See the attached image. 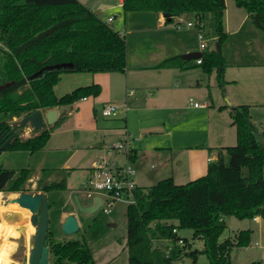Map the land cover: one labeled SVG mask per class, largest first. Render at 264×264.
I'll return each instance as SVG.
<instances>
[{
	"label": "trees",
	"instance_id": "trees-1",
	"mask_svg": "<svg viewBox=\"0 0 264 264\" xmlns=\"http://www.w3.org/2000/svg\"><path fill=\"white\" fill-rule=\"evenodd\" d=\"M234 1L251 17L260 14L264 27V0ZM225 8V0H123L124 12L153 10L171 21L188 12L199 15L196 25L206 42H216L214 48L207 44L200 65L208 73L216 70L222 87L226 61L221 48L228 36L223 25ZM62 62H73L74 66L44 70L31 78L46 65ZM185 62L178 55L158 67L184 68ZM127 63L125 35L80 0H0V130L10 131L13 118L100 95L102 86L92 83L58 96L55 86L63 73L123 72ZM231 116L237 142L219 147L217 159L209 163L204 175L186 183L168 177L148 187L138 186L136 203L127 206L129 264H178L187 257L198 264L202 254L208 264H231V249L251 243L250 228L220 240L227 216L264 217V143L251 121L250 105L236 106ZM52 129H42L27 138L14 132L8 149L40 150ZM29 174L27 168L17 173L0 167V191L25 190L23 184ZM65 188L66 179L43 186L46 192ZM185 228L193 230V237L202 242L201 249H192L189 238L179 234L178 230ZM52 233L48 225L45 245L49 247L50 264H93L87 244L80 240L53 241Z\"/></svg>",
	"mask_w": 264,
	"mask_h": 264
},
{
	"label": "crops",
	"instance_id": "crops-1",
	"mask_svg": "<svg viewBox=\"0 0 264 264\" xmlns=\"http://www.w3.org/2000/svg\"><path fill=\"white\" fill-rule=\"evenodd\" d=\"M80 1L93 11H98L100 17L106 21L109 17H113V23L117 20L115 10L123 9V0ZM103 9H113L114 12L105 17L103 16ZM133 13L135 15H132ZM123 14L124 22L121 25L116 24V27L127 39L128 63L126 69L123 72H96L92 77H87V79L92 78V80L89 79L90 82H86V84L99 83L102 86V91L96 97L89 96L81 99H86L87 102L94 97V99L101 100L103 103L101 111L108 104L118 105L119 111L116 116L104 115L105 118L110 117L109 120L102 123L100 127H96V130L100 129L101 131L100 138L103 145L95 144L93 146L96 153L91 155L88 162H86V176L79 184L80 187L70 186L66 177V188L61 190L64 191L61 202L65 200V203L57 204L56 200L51 204L49 200V210L52 209L53 212L54 205L59 210L58 215L55 217L53 215V221L49 218L48 225L53 222V226H57L59 231H63L62 225L69 215L77 217L80 225L79 230L84 228L85 222L81 217V213L84 211L78 208L75 195H78L84 206L95 204L94 202L85 204L82 201L79 196L80 188L86 182L94 160L104 154L105 149L112 142L118 140L124 132L128 131L137 137L134 140L132 153V161L137 169V176H140L141 170L147 173H153L155 169L154 172L162 170L166 162L164 163L162 158L160 159V154L167 152L166 155L172 160L170 177L175 181L176 173L179 179L180 177L192 179L202 176L201 173L207 172L209 163L217 159L218 148L229 146L225 143L231 139L228 137L234 126L231 110L236 106L241 104L250 105L251 121L256 129L262 121V116H258L260 113L257 108L264 105V59L257 58V54L261 52L260 50L248 48L245 51L242 49V45L238 47L234 45V40H237L244 32L254 35L255 38L264 39V29L255 23L254 16L251 17L244 8L234 7L232 4V8L228 9L226 1L223 25L228 36L221 48L226 61L224 75L226 83L223 87L218 82L217 71L206 72L197 62V58L188 60L183 58L186 61L184 68L158 67L167 58L192 52H202L203 54L204 50L200 49L197 23L195 26L184 24L187 21H195L196 14L194 12L181 14L175 17L173 21L169 20L162 12L153 10L128 12L123 10ZM130 18L134 22L133 24L129 22ZM180 19L183 21V26L178 28L176 22ZM207 42L210 47H216L215 41ZM251 43L253 44L254 41L250 40ZM244 57L250 59L244 60ZM71 73L73 72L63 73L61 80L63 76ZM184 94L185 97H187L186 95H196L200 101H194L193 98H190L189 103L186 102L187 98L183 101L182 95ZM226 98L230 100L233 108L227 104ZM194 102H198L202 106H195ZM74 104L68 106V113L72 112ZM91 107H93L96 116L95 107ZM93 123L96 124L94 121ZM183 123L184 125L181 126ZM176 127L179 129L178 132L175 130ZM182 127H185V130ZM24 128L27 130V135L30 131L33 132L30 125ZM187 129H189L190 134L184 133L177 136L180 131L187 132ZM192 135L195 136V140L183 144L181 138L190 139ZM176 136L177 138H175ZM170 138L172 142L168 141L169 144L155 146L157 150L153 149L151 143L155 140ZM175 139H177L176 142H174ZM184 150L185 152L189 150L185 157L182 152ZM198 151H204L203 158L197 156ZM35 177L42 182L41 178ZM28 179L33 180L31 172ZM47 183L49 182H44L43 186ZM138 185L142 186L139 182ZM28 192L47 194L49 199V192L44 190ZM24 217L27 219L25 222H27L31 220L32 215H24ZM257 217L254 220H257ZM227 219L226 217V222ZM173 222L177 223V221ZM25 224L24 226H26ZM108 225L114 226L116 223L108 222ZM247 228H250L253 232L251 226ZM178 232L182 235L181 229ZM28 237L24 249L27 251L25 254L14 255L17 261L12 260V264H28L30 250L33 247V244H27L31 238V233L28 234ZM197 241V248L201 249L202 242L199 239ZM255 263L264 264V258Z\"/></svg>",
	"mask_w": 264,
	"mask_h": 264
},
{
	"label": "rangeland",
	"instance_id": "rangeland-1",
	"mask_svg": "<svg viewBox=\"0 0 264 264\" xmlns=\"http://www.w3.org/2000/svg\"><path fill=\"white\" fill-rule=\"evenodd\" d=\"M95 1V0H93ZM114 1V0H110ZM228 9L232 8V4L236 7V3L234 0H226ZM236 5V6H235ZM116 19L114 24L121 25L124 22L123 19V9L115 10ZM103 16H108V14L114 12L113 9H103ZM136 13V12H135ZM133 13L132 15H135ZM134 17V16H133ZM133 19V18H132ZM131 24L134 22L129 21ZM122 27V26H121ZM250 40H253L254 43L250 44ZM260 42V43H259ZM234 45L237 47L242 45V49L246 51L248 48H254L255 50H260V54H257V58L264 59V39L255 38L254 35L247 34L246 32L242 33V35L234 40ZM250 46V47H249ZM244 60H248L250 58L244 57ZM253 58V57H251ZM94 72H73L70 75L63 76V79L55 86V92L58 96L64 95L74 88L78 86H84L92 83H87L92 80H89L87 77H92ZM99 75V74H98ZM94 78V77H93ZM89 80V81H87ZM183 101L187 98L186 102L189 103L190 98H193L194 101L199 100V97L196 95H182ZM97 101V102H96ZM227 104L228 101L226 100ZM101 100L94 99V97L90 98L87 102L85 100H78L72 106V112H66L65 116L59 120V122L55 123L51 136L46 144V146L40 150L31 152L28 150H5L0 154V164L1 166L9 169H14L19 172V170L23 168H27L31 172V177L33 180L27 179V181L23 184L25 190L20 191H1L0 194V210H13L18 209L20 205L18 204L16 207L12 206L13 198L17 197L18 194L22 191H31L38 192L43 190L44 182H53V181H61L67 177L68 183L70 186L79 188V184L85 179L86 176V162H88L91 155L95 154L93 146L103 145V141L100 138L101 131L100 129L96 130V127H100L102 123L109 120L110 117H106L102 114ZM96 109V116L93 112V107ZM89 107V108H88ZM47 109H44V111ZM257 111L260 113L258 116H262L260 124L256 129L258 136L264 143V105H260L257 108ZM98 113V114H97ZM256 116V115H254ZM21 118H13L11 123H19ZM96 122L95 123H93ZM186 123V121H185ZM184 125L181 124V126ZM48 127V126H47ZM185 130V127H182ZM43 129V128H42ZM40 129V130H42ZM176 132H178V128H175ZM180 131L177 136L180 134H190L189 129L187 132ZM26 128L19 131L20 137L27 138L30 135L33 136L35 131H30L29 135H27ZM193 134V133H191ZM136 136V135H135ZM138 136V135H137ZM177 136L175 138H177ZM230 141H227L228 145H235L237 142V134L236 129L233 126L230 131V135L228 136ZM172 139H161L155 140L151 144L153 145V149L157 150L155 146H159L162 144L172 142ZM183 144L186 142H193L195 140V136L192 135L190 139L181 138ZM175 139L174 142H176ZM188 144V143H187ZM222 144V143H217ZM137 145V142H136ZM165 146V145H164ZM208 149V148H206ZM189 151V150H188ZM184 151L183 155L188 153ZM167 152L164 154H160V159L166 162L163 166V169L159 172L147 173L144 170H141L140 176H137L138 182L142 184V186H150L156 184L159 180L168 178L171 176V158L168 157ZM118 161L126 162V155L121 152H115L111 155ZM167 156V157H165ZM197 156L199 158H203L204 151L197 152ZM169 158V161H168ZM166 160V161H165ZM169 162V164H168ZM33 174V175H32ZM205 173H201L203 175ZM35 176L42 179V182L39 181ZM198 178V177H195ZM192 178V179H195ZM192 179L188 177H180L177 176L176 173V183H186ZM81 190V188H80ZM64 195V191L61 190H50L49 191V200L50 203L56 201L57 204L65 203V200H62L61 197ZM79 196L85 204L92 203L93 200L86 197L83 191H80ZM127 203L118 202L111 214H105L101 209H97L93 213H81V217L83 222H85L84 228L77 230L73 233H67L65 231H59L57 226H53V222L49 223V227L52 230L51 239L53 241H68V240H80L83 243L87 244L90 248V251L93 256V264H128L129 262V252H128V221H127ZM58 207L54 205L53 213L52 209L49 210V218L53 219L58 215ZM28 215H32L30 210H28ZM31 213V214H30ZM40 211H38L37 216H40ZM228 225L220 237V240H224L226 238H230L235 236L239 230L246 229V227L251 226L253 228L251 243L248 246H234L231 249V264H252L258 260H263L264 258V217L258 216L257 220L254 218H246L239 219L236 216H227ZM51 219V221H53ZM30 220V219H29ZM8 222L7 220H5ZM31 221V220H30ZM30 233L31 238L28 240L27 244H33L35 238V230L36 227L31 222ZM108 222H115L116 225L110 226ZM24 223H20L18 226L19 236H8V240H12L15 242V248L12 250L14 252H10V254L4 259V262L12 263L13 261H17L15 256L22 253L25 254V241L28 237L26 234V230ZM182 235L189 238L192 249L198 247V241L193 237V230L190 228L181 229ZM3 239L0 237V244ZM31 253V250H30ZM28 255V253H26ZM15 255V256H14ZM30 255V254H29ZM13 260V261H12ZM185 261L180 263L182 264H192L191 258H185ZM3 262V261H0ZM198 264H208V258L206 255L202 254L199 256Z\"/></svg>",
	"mask_w": 264,
	"mask_h": 264
},
{
	"label": "built area",
	"instance_id": "built-area-1",
	"mask_svg": "<svg viewBox=\"0 0 264 264\" xmlns=\"http://www.w3.org/2000/svg\"><path fill=\"white\" fill-rule=\"evenodd\" d=\"M199 15H196L195 21H187V26H195ZM113 17H109L108 22H112ZM183 21L176 22V27L181 28ZM198 38L200 41V49L205 50L207 42L205 34L199 29ZM197 62L201 63V58H197ZM195 106H202L198 102H194ZM119 106L116 104H108L103 107L102 113L105 116H116ZM137 137L124 132L118 140L112 142L106 149L104 154L99 156L91 165L86 182L83 184L81 191L87 198L98 204L105 214H110L118 202H125L127 205L136 203L137 169L130 159L134 149V140ZM115 152H121L126 155V162L118 161L111 155ZM211 160V158H209ZM2 192L0 191V194ZM177 232V229H174ZM160 242H166L161 240ZM179 243H183L180 239Z\"/></svg>",
	"mask_w": 264,
	"mask_h": 264
},
{
	"label": "water",
	"instance_id": "water-1",
	"mask_svg": "<svg viewBox=\"0 0 264 264\" xmlns=\"http://www.w3.org/2000/svg\"><path fill=\"white\" fill-rule=\"evenodd\" d=\"M98 13V11H96ZM260 14L254 15L255 23L264 28L260 22ZM171 20V18H169ZM202 55V52H192L183 54L182 57L184 59H193L198 58ZM73 62H62V63H55L52 65H46L45 67L36 71L31 78H34L44 72V70H51V69H60L64 67H73ZM10 83H7V85ZM228 105L231 106V102L228 98ZM232 107V106H231ZM233 108V107H232ZM69 109L68 106H60L54 107L47 110L39 109L32 113H29L22 117L19 123H16L13 126L12 131L16 130L17 128H24L30 125L33 129H39L44 126V124L53 125L56 123L60 117ZM3 138H0V143L2 142ZM12 140V137L7 139L4 143L0 145V149L3 150L8 147ZM13 202L18 203L20 206L26 207L32 213L31 221L32 224L35 225V242L31 249L30 257L28 264H50L49 260V247L45 245V237L46 231L48 228V221H49V199L47 194L41 193H30L28 191H22L18 194L17 197L13 198ZM75 201L78 208L81 211L86 213H92L98 209V204H94L93 206H84L82 205L78 195H75ZM38 211H40V216H37ZM2 220H7L10 223H24L26 218L21 210H6L5 212L0 213V222ZM80 225L75 215H69L62 225L63 231L67 233H73L79 230ZM2 264H12L8 262H4Z\"/></svg>",
	"mask_w": 264,
	"mask_h": 264
},
{
	"label": "bare ground",
	"instance_id": "bare-ground-1",
	"mask_svg": "<svg viewBox=\"0 0 264 264\" xmlns=\"http://www.w3.org/2000/svg\"><path fill=\"white\" fill-rule=\"evenodd\" d=\"M18 203L13 202L12 206L16 207ZM19 210H21L24 215H28V209L26 207L20 206L18 207ZM31 214V213H30ZM27 220V219H26ZM31 222V221H30ZM26 232L27 234H30V226L31 224L29 221L26 222ZM19 224L17 223H10L6 222L5 220H2L0 222V237L3 239L0 244V264L4 263V259L10 254V252L15 248V242L12 240H8V236H19L18 231ZM35 242V238H34ZM34 245V243H33Z\"/></svg>",
	"mask_w": 264,
	"mask_h": 264
},
{
	"label": "flooded vegetation",
	"instance_id": "flooded-vegetation-1",
	"mask_svg": "<svg viewBox=\"0 0 264 264\" xmlns=\"http://www.w3.org/2000/svg\"><path fill=\"white\" fill-rule=\"evenodd\" d=\"M15 124H16V123L12 124V129H13V126H14ZM54 125H55V123H54L53 125L44 124V126H43L42 128H43V129H47V128H48V129H51L52 127H54ZM47 126H48V127H47ZM42 128H39V129H33V131H35V133H36V132H38V131H41L40 129H42ZM12 129H11L10 131H8V132H6V131H4V130H0V138H1V137L3 138L2 142L0 143V145H1L2 143H4L7 139H9L10 137H12V139H13L12 134H13L14 132L21 131V130H23L24 128H18V129L14 130V131H12ZM5 150H8V147L5 148V149H3V150L0 149V154H1L2 151H5ZM0 167H1V168H5V167L1 166V164H0ZM7 169H9V168H7ZM0 197H1V196H0ZM5 211H6V210H0V213L5 212Z\"/></svg>",
	"mask_w": 264,
	"mask_h": 264
}]
</instances>
